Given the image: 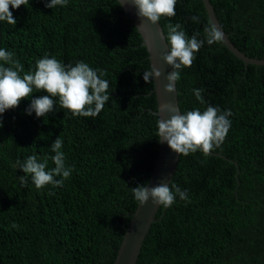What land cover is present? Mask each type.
<instances>
[{"label": "trees", "instance_id": "1", "mask_svg": "<svg viewBox=\"0 0 264 264\" xmlns=\"http://www.w3.org/2000/svg\"><path fill=\"white\" fill-rule=\"evenodd\" d=\"M48 2L10 7L17 23L0 21V49L24 72L45 56L82 61L104 73L110 100L93 118L74 117L54 98V110L37 118L26 110L47 93L34 89L0 116V264H112L138 204L131 188L147 183L158 153L153 83L143 79L147 51L117 0H68L53 9ZM210 2L231 42L264 58V0ZM175 13L159 21L165 36L178 23L188 38L205 39L211 21L202 0H177ZM194 55L176 82L180 112L230 110L231 127L213 149L222 156H179L169 186L186 190L190 203L177 196L159 207L136 263L264 264V64H245L223 43L205 41ZM194 89H203V104ZM58 136L73 171L62 186L38 190L17 162L34 155L50 171Z\"/></svg>", "mask_w": 264, "mask_h": 264}, {"label": "clouds", "instance_id": "2", "mask_svg": "<svg viewBox=\"0 0 264 264\" xmlns=\"http://www.w3.org/2000/svg\"><path fill=\"white\" fill-rule=\"evenodd\" d=\"M137 8V15L146 18L148 22L155 25L159 23L161 17L171 18L175 16V6L177 0H131ZM68 0H50L46 7L66 6ZM29 0H0V21H7L10 25L17 23L13 17L12 9H19L20 6H27ZM198 22V17L191 18ZM143 22V21H142ZM168 31L166 40L169 45L168 54L163 56V60L170 65L174 71L167 75L168 83L165 91L176 92V82L180 79L182 68L191 67L195 55L204 45L222 43L225 40L224 33L215 23H209L204 28L205 39L200 40L196 35L188 38L180 24L167 25ZM99 72V75H98ZM23 73V75H21ZM104 73L98 69L91 68L84 62H77L75 66L64 65L56 58L45 56L36 61L34 71L24 72V65L14 58L12 52L0 49V116L6 110L15 109L24 99L32 97L33 90L43 91L46 95L32 99L30 107L26 110L29 115L34 111L36 117H45L54 110L58 98L59 106L67 109L74 117H93L99 115L110 100L109 82L101 79ZM161 70L151 67L143 74L145 82H151L153 78H160ZM203 89H194L193 94L196 99L203 104ZM164 110L174 113L170 119L157 120V137L160 142H166L170 149L179 156H188L198 150L205 156L210 155L214 148H219L225 141L231 127L232 116L230 110L221 112L219 108L209 106L203 112L198 108L186 113L177 114V108L172 105H163ZM2 126V119H0ZM63 141L59 136L51 144V149L55 153L51 157L55 167L46 171L47 161L38 162L36 156H30L25 163L17 162L18 167L25 174H30L36 189L52 184L62 186L73 171L66 167L65 153L61 150ZM60 176L62 179L56 180L54 177ZM22 184H27V175L20 177ZM158 184L149 187L147 184L138 185L132 189L134 199L139 205H144L150 198L153 203L164 208L171 207L176 197L190 203L186 190H182L178 185L172 183Z\"/></svg>", "mask_w": 264, "mask_h": 264}, {"label": "water", "instance_id": "3", "mask_svg": "<svg viewBox=\"0 0 264 264\" xmlns=\"http://www.w3.org/2000/svg\"><path fill=\"white\" fill-rule=\"evenodd\" d=\"M117 1L123 9V14L129 17L132 25L135 26L142 38L141 44L146 48L150 69L151 67H155L162 72L160 78H153L152 80L153 87L149 93L153 92L156 100V109L152 112L158 119H170L171 115L174 113L164 110L162 106L172 105L176 107L177 114L180 112V108L177 88L176 92L168 93L165 91V86L168 83L166 77L174 71V69L163 60V56L169 52V45L163 28L160 22L153 25L148 22L146 18L138 17L137 8L132 4L131 0ZM202 1L211 23H215L216 26L224 33L225 40L222 43L245 64H264V58L247 56L231 42L228 37V33L225 32L220 25L210 0ZM211 154L222 156L221 153L213 151ZM178 159L179 155L172 151L166 142H160L159 140L158 153L146 184L149 187H154L161 183L169 184L176 170ZM159 207L160 206L153 203L151 198L144 205H139V203L137 204L135 210L131 213L129 224L123 234L122 241L117 249L116 256L112 264H137L136 261L142 243L146 234L150 230L151 224L156 221V213Z\"/></svg>", "mask_w": 264, "mask_h": 264}]
</instances>
